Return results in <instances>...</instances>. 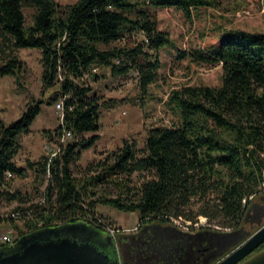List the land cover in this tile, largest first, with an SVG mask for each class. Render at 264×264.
<instances>
[{
	"label": "trees",
	"instance_id": "obj_1",
	"mask_svg": "<svg viewBox=\"0 0 264 264\" xmlns=\"http://www.w3.org/2000/svg\"><path fill=\"white\" fill-rule=\"evenodd\" d=\"M219 4L220 0H77L65 5L56 0H0V47L5 54L0 72L17 75L23 60L15 49L39 47L43 86L57 84L51 100L63 102L62 121L55 132L59 137L66 130L72 133L55 155L28 159L21 165L15 159L20 135L30 130L42 100L28 102L10 122L0 120V203L17 201L14 210L27 227L20 229L15 241H1L0 252L39 232L54 237L66 229L86 232L103 227L94 221L98 203L139 212L138 227L144 231L139 238L122 242L138 249L147 242L152 260L160 248L152 238L162 232L177 235L170 243L174 254L175 246L183 243V234L205 236L203 244L213 247L205 255L228 242L208 264L243 240L227 250L248 218L250 196H257L264 183V31L229 28L216 48L194 49L193 59L221 63V83L173 88L168 100L180 122L151 127L141 153L134 141L125 139L105 158L91 161L90 174L77 176L72 168L82 149L100 138L101 108L115 102V98L101 100L85 75L96 78L97 66L109 67L113 75L135 69L146 94L161 66L159 49L173 44L170 34L158 27L152 7L174 6L192 18L194 10ZM25 6L35 8L31 23L26 22ZM137 32L142 38L134 36ZM43 131L51 138L52 130ZM86 132L91 134L86 136ZM94 169L98 170L91 172ZM29 170L47 184L42 200L22 206L30 196L14 188L13 181ZM135 171L148 174L129 184ZM103 179L120 186L117 196H96L93 187ZM198 214L211 219L220 216L221 225L233 229L222 232L201 226L188 233L175 222L177 218L193 221ZM4 218L14 220L11 215H0V222ZM89 239L113 244L110 237Z\"/></svg>",
	"mask_w": 264,
	"mask_h": 264
},
{
	"label": "rangeland",
	"instance_id": "obj_2",
	"mask_svg": "<svg viewBox=\"0 0 264 264\" xmlns=\"http://www.w3.org/2000/svg\"><path fill=\"white\" fill-rule=\"evenodd\" d=\"M56 1L65 5L77 0ZM152 11L157 16L158 27L170 34L173 44L159 49L161 66L158 69L157 78L150 84L146 94H143L140 89L135 69H130L126 74L113 75L109 67L97 66L94 68L97 73L96 78L85 75V79L93 86L101 100L115 98V102L112 106L101 108L100 129L97 131L100 138L92 147L82 149L81 154L72 164L77 176L90 174L89 163L105 158L108 152L122 146L125 139L134 141L137 152L141 153L151 127L178 124L180 116L173 103L168 100L173 88L185 84L219 85L221 83L223 72L221 63L193 59L194 49L209 51L216 48L229 28L264 31V0H220L218 6L194 10L192 18H189L182 9L174 6L152 7ZM24 12L26 22L31 23L35 8L25 6ZM134 36L142 38V33L137 32ZM15 52L22 58L23 66L17 75L0 72V120L10 122L20 116L28 102L42 100L40 111L31 124L30 130L20 135L21 144L15 159L19 164L25 165L28 159H41L57 148L59 136L55 128L62 121L63 110L57 106L58 101L51 100L58 85L47 88L43 86L41 49L24 46L16 48ZM4 61L5 54L0 47V64ZM45 129L52 130L51 138L45 135L43 131ZM90 134L91 132L85 133L86 136ZM97 170L94 169L91 172ZM147 174L135 171L128 182L129 184L139 182L146 178ZM39 179L36 172L32 170H29L26 176L14 179L13 187L20 188L30 196L28 202L20 203L22 206L43 199L47 180L40 183ZM93 188L96 190V196L101 194L117 196L120 190L118 184L106 179L97 182ZM259 188L260 192L257 196H250L253 201L248 204V218L244 219L240 230L237 231L239 237L232 240L227 250L242 239L244 241L264 223V208L260 209L261 206L258 203L264 202V183ZM90 196H92L91 193L86 195V200ZM17 204V201L0 203V215L14 217V220L4 218L0 222V242L4 241L3 235L6 233L10 234L15 241L20 236V229L27 230L23 217L14 210ZM199 204L200 202L194 208L196 209ZM95 209L97 216L94 221L103 227L86 232L66 229L58 235L65 233L80 240L89 238L103 240L110 237L114 249L121 251L123 240L139 238L144 231L138 227L140 221L137 210H122L106 203H98ZM222 219L220 216L211 219L204 214H198L193 221L177 218L175 222L188 233H191V230L200 229L201 226L216 228L222 232L233 229L221 225ZM36 236L50 238L51 234L39 232ZM20 245L21 241H18L2 249L6 253ZM260 245L258 247L261 249ZM210 253L207 255L208 259L211 258ZM212 253L211 261L217 256L216 251Z\"/></svg>",
	"mask_w": 264,
	"mask_h": 264
},
{
	"label": "water",
	"instance_id": "obj_3",
	"mask_svg": "<svg viewBox=\"0 0 264 264\" xmlns=\"http://www.w3.org/2000/svg\"><path fill=\"white\" fill-rule=\"evenodd\" d=\"M183 236V243L175 246L174 254L170 243L177 235L173 232L158 233L152 241H157L160 248L152 260L149 259L147 242L139 246V249L127 243L121 251H114L110 241L102 243L92 239L80 240L68 234L50 238L34 235L23 239L18 249L0 252V264H208L213 253L209 252L211 258L208 259L205 252L213 247L210 243L203 244L205 236ZM262 242L264 223L213 264H264V247L252 253ZM227 244L224 242L216 245L214 251L217 256Z\"/></svg>",
	"mask_w": 264,
	"mask_h": 264
},
{
	"label": "built area",
	"instance_id": "obj_4",
	"mask_svg": "<svg viewBox=\"0 0 264 264\" xmlns=\"http://www.w3.org/2000/svg\"><path fill=\"white\" fill-rule=\"evenodd\" d=\"M57 106L60 108V109H62L63 110V102H62V100L60 99V100H58V102H57ZM62 117H63V115H62ZM72 135V133H71V131L70 130H66L59 138H58V146H57V148L54 150V151H52L51 153H49L48 155L51 157V156H53V155H55L59 150H60V147H61V145L66 141V138L67 137H70ZM7 175L8 176H11L12 175V172H10V171H8L7 172ZM263 181H264V170H263ZM3 239L5 240V241H8V242H11V241H13L12 240V237H11V235L10 234H8V233H6V234H4L3 235Z\"/></svg>",
	"mask_w": 264,
	"mask_h": 264
},
{
	"label": "flooded vegetation",
	"instance_id": "obj_5",
	"mask_svg": "<svg viewBox=\"0 0 264 264\" xmlns=\"http://www.w3.org/2000/svg\"><path fill=\"white\" fill-rule=\"evenodd\" d=\"M258 203L260 204V206H263V205H264V202H263V203L258 202ZM259 249H260L259 247L256 248L252 253H254L255 251H257V250H259ZM252 253H251V254H252ZM219 259H220V258L216 259L215 262L218 261ZM215 262H214V263H215Z\"/></svg>",
	"mask_w": 264,
	"mask_h": 264
}]
</instances>
